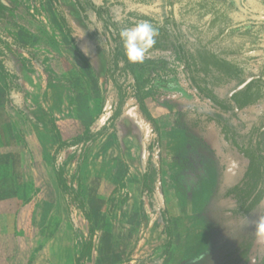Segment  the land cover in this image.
Segmentation results:
<instances>
[{
  "label": "rangeland",
  "instance_id": "1",
  "mask_svg": "<svg viewBox=\"0 0 264 264\" xmlns=\"http://www.w3.org/2000/svg\"><path fill=\"white\" fill-rule=\"evenodd\" d=\"M57 1L71 35L50 0H0L3 62L18 75V91L5 101L7 120L0 121V156L12 153L16 168L22 172L29 167L22 161L25 155L21 160L28 143L26 136L31 132L29 122L42 129L37 140L43 139L50 159L56 139L53 126L63 139H70L85 130H100L113 112L114 94L106 77L112 48L108 33L87 8L86 0L79 1L87 8V20L77 0ZM92 1L96 5L109 4L116 22L123 10L165 16L164 0H156L151 7L133 5L129 0ZM233 1L238 20H264V7L258 0ZM84 48L88 49L87 55ZM263 48L264 41L253 53L256 60L252 73L257 71ZM132 65L155 124L138 115L135 100L130 98L126 105L132 114L123 122L116 119L113 128L96 142L64 152L58 162L67 183L91 208L94 253L82 264H171L169 248L166 244L155 245L152 233L155 227L167 233L166 221L171 229L167 212L159 208L161 203L169 201L176 215L182 214L181 207L185 205L188 230L205 223L212 227V212L224 205L212 197L210 184L206 183L212 180L213 173L217 179L214 164L193 148L195 140L177 126L178 115L195 111L217 116L246 135L264 113V102L240 111L236 117L211 109L189 89L174 51L149 53L142 64ZM145 170L149 173L148 185L157 191L180 187L184 193H155V198L151 190L143 187ZM237 170L234 163L229 176ZM51 186L48 182L47 192L42 187L41 193L38 188L17 199L19 192H12L16 191L14 186L11 191L9 186L0 189V203L9 206L0 210V264H75L74 258L88 240V226L73 205L59 207ZM10 202L18 203L20 209H10ZM212 228L214 247L219 242L215 240L217 229ZM256 245L264 248V238H258ZM192 262L176 259L172 264Z\"/></svg>",
  "mask_w": 264,
  "mask_h": 264
},
{
  "label": "trees",
  "instance_id": "2",
  "mask_svg": "<svg viewBox=\"0 0 264 264\" xmlns=\"http://www.w3.org/2000/svg\"><path fill=\"white\" fill-rule=\"evenodd\" d=\"M50 1L66 32L71 35L60 3ZM129 1L140 7H151L156 0ZM258 2L264 7V0ZM77 5L86 20L88 8L108 33L112 48L106 77L114 94L113 112L108 123L96 132L85 130L69 141H61L52 158L59 189L68 204H76L90 223L88 240L75 259V264H82L91 253L94 229L84 202L56 165V156L63 149L98 140L113 128L130 98L135 100L141 116L155 124L146 107L141 85L135 78L134 66L124 55L119 31L142 22L153 24L158 28L159 36L150 53L174 51L184 79L195 96L219 114L236 117L240 111L264 102V48L258 58L257 71L252 73L256 60L253 53L264 41V20H238L233 0H164L163 17L139 10H123L117 22L110 14L111 6L105 2L96 5L92 0H86V8L77 0ZM3 57L4 51L0 47V76L10 94L18 91L15 84L18 78L3 64ZM177 126L195 140L193 148L214 164L217 182L212 197L224 203L209 219L211 226L217 229L215 240L219 243L191 264H264V248L256 245V224L264 216V113L246 135L220 117L195 111L180 113ZM234 163L238 170L231 177L229 170ZM165 223L170 237V225L168 221ZM170 243L166 244L167 249Z\"/></svg>",
  "mask_w": 264,
  "mask_h": 264
},
{
  "label": "crops",
  "instance_id": "3",
  "mask_svg": "<svg viewBox=\"0 0 264 264\" xmlns=\"http://www.w3.org/2000/svg\"><path fill=\"white\" fill-rule=\"evenodd\" d=\"M3 64H4V62H3ZM0 80L2 81L1 86H2V89L4 90V91L2 89L0 90V121H2V120H7L6 113L4 112L6 107H7V105H5L7 102L5 103V101L9 100L10 97H12V94H14L15 92L14 93L11 92L10 94H8L6 89H5V86H4V83H3L1 76H0ZM148 106H149L150 110H153V106H151L149 104H148ZM146 107H147V105H146ZM137 113H139L138 115L141 116L139 111ZM130 114H132V113L130 112V110H128L127 105H125V107L123 108V110L121 111V113L117 119H119L121 122H123V120H125L128 117V115H130ZM141 118L144 119L142 116H141ZM53 127L56 130L55 131L56 139L53 141V144H52L53 147L50 150L51 155H50V159H49L47 150H44L45 144L43 143L44 142L43 139L37 140L38 132L40 133L41 132L40 130H42V129H40L37 125L33 124L32 122H29V130L31 132H30V134H28V136H26V137H28L27 141H26L28 143L24 147L23 155L21 157V160H22L24 155L26 156V159H23L22 161H25L26 163L29 164L27 171L24 170L22 172L16 168V165H15L16 164V161H15L16 158L12 153L7 152L4 154H1V156H0V178H3L4 180H2V182L0 181V189L6 188L7 186H9L7 188L11 191V188L14 186L16 191H14V189H12V192L13 193L19 192V194L15 198V199H17V198H20L21 196H25V194H27V193H29L30 195L32 193H35L38 188L40 189V193H41V191L43 192L42 187H45L46 188L45 190L47 192L46 185L48 182H50L52 185L51 186V192L57 194V196H58L59 202L57 201V203L59 204V207L67 206L70 208L73 205L79 211L82 219L87 224L88 233H89L90 223L85 219V217L83 216L82 212L80 211V209L77 207L76 204H73V203L68 204L65 196L63 195V193L61 192V190L58 187L55 172H54L53 167H52V158H53V155H54L58 145L60 144V142L61 141H69V140L77 137L78 135L71 137L70 139H63L62 136L60 135L58 129L55 126H53ZM0 129H2V128L0 127ZM92 132H96V131H92ZM32 135H34V139H32ZM77 147L78 146L70 147V148H66V149H63L62 151H60L59 154L56 156V165L58 166V162L60 160V157L63 156L64 152L74 150ZM33 149H34V151H33ZM36 150L38 151L37 153H36ZM32 162L34 163V166H31L30 163H32ZM148 175H149V173L147 172V170H145L143 172V175H142L143 184H144L143 187L146 190H148V189L151 190L154 193V197H155V193L161 194L162 192L164 194H167V193H177V194L184 193L183 188H180V187L178 189H175V190H169V189L165 188L163 190L159 189V191H157V189H154L153 186L148 185ZM64 176H65V174H64ZM211 177H212V180L210 182H206L205 180L204 181L206 183L210 184L209 185L211 187L210 190L213 192L214 188L216 186L217 179H216L215 173H213V175ZM33 179H35V180L37 179L36 182L33 183ZM203 179H204V177H203ZM37 184L40 187L39 186L35 187V185H37ZM203 184H204V182H203ZM69 185H71V184H69ZM71 186L75 189V187L73 185H71ZM201 190H202V188H201ZM75 191L79 195V192L76 189H75ZM79 197L82 199V201L84 202V204H85V206L89 212V215L91 218V225L93 226V220H92V215H91V211H90L91 208L85 199H83L80 195H79ZM165 204L166 205L161 203L159 208L164 209L167 212V215H168L167 217L171 223V236L169 237V235L167 233H163L161 227L160 228L155 227V229H153L152 233H153V235H155V245L167 244L169 241H171L170 246H169V251H168L169 253H167V254H169L168 261L170 260V262L172 264L176 259L177 260L187 259V262L189 263V261L190 262L196 261V260H199L200 258L204 257L205 255H207L213 249V239H214V233H215L214 229L212 227H208L207 224L205 223V225L202 226L201 228H198L196 230H188L186 228L187 226L185 225V222H186V220H185L186 216L184 213V206L185 205H182V207H181L182 208V214L176 215L177 213H176L173 205L171 206L169 201H166ZM17 205H18V203L16 204L15 202H12L10 209H12L14 211L17 209H20ZM5 209H9L8 204L1 202L0 203V210H5ZM155 210H156V208H155ZM179 213H180V211H179ZM148 226H149V224H148ZM93 238H94V236H93ZM195 238H196V240H195ZM192 240H194L195 242L192 243ZM180 241L182 243H180ZM93 251L91 250V253L87 258L92 257V255L94 253ZM78 255H76V257ZM76 257L74 258V263H75Z\"/></svg>",
  "mask_w": 264,
  "mask_h": 264
},
{
  "label": "clouds",
  "instance_id": "4",
  "mask_svg": "<svg viewBox=\"0 0 264 264\" xmlns=\"http://www.w3.org/2000/svg\"><path fill=\"white\" fill-rule=\"evenodd\" d=\"M118 35L127 61L130 64H142L156 45L159 30L149 22H142L134 27L122 28ZM83 52L87 55L88 49L84 48ZM256 235L258 238H264V217H261L256 224Z\"/></svg>",
  "mask_w": 264,
  "mask_h": 264
}]
</instances>
